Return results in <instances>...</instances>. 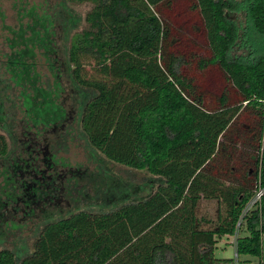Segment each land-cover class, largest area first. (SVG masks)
<instances>
[{"label":"trees","instance_id":"1","mask_svg":"<svg viewBox=\"0 0 264 264\" xmlns=\"http://www.w3.org/2000/svg\"><path fill=\"white\" fill-rule=\"evenodd\" d=\"M83 3L91 5L84 26L72 33L60 57L57 31L67 40L78 23L68 5ZM240 5L58 0L51 13L17 8L20 21L8 31L2 64L13 85L0 79V95L18 89L21 134L34 135L25 158L7 167L11 176L27 175L31 192L18 182L21 192L37 200L33 189L41 166H54L45 155L54 148L48 137L71 126L91 152L157 180L152 193L137 198L117 189L112 178L84 171L80 179L109 206L56 219L44 214L29 249L0 248V264H231L214 259L216 240L234 235L244 205L264 187V0ZM239 7L241 28L232 18ZM37 53L53 78L46 86L36 69ZM211 80L218 83L215 93L206 84ZM2 103L0 97V122L11 113ZM4 132L3 160L6 139L14 141ZM9 183L15 185L8 177ZM200 200L218 205L212 225L197 216ZM241 228L236 255L260 259L264 193Z\"/></svg>","mask_w":264,"mask_h":264},{"label":"rangeland","instance_id":"2","mask_svg":"<svg viewBox=\"0 0 264 264\" xmlns=\"http://www.w3.org/2000/svg\"><path fill=\"white\" fill-rule=\"evenodd\" d=\"M230 1L241 6L240 2L242 0ZM57 2L58 0H0V79L5 80L11 87L13 82L7 74L3 73L2 64L9 52L8 31L9 29H16L20 21L16 18L17 8L24 5L28 7L35 6L39 12L51 13ZM68 8L72 10L78 23L76 29L69 32L67 40H63L59 31H57L54 41L56 43V51H58L60 57L65 56L68 39L72 33L79 32L83 28L84 14L91 8V5L83 3L75 6L68 5ZM240 8H237L232 15L233 20L239 25L238 28H241L244 22L243 12ZM35 64L36 69L40 71L41 82H43L44 86L49 85L53 78L38 53L35 57ZM64 81L63 79L61 80V85L63 86L66 85ZM206 84L208 89H211V92H216L218 87L216 81H207ZM17 93L18 89L13 87L7 90L4 96L0 95L3 100L2 107H9L11 112L4 114L3 121L0 122V134L6 138L4 132L6 130L14 137V141L10 140L9 142L6 139L8 154L5 160L0 159V202H5L6 206L0 210V248L9 249L14 253L21 252L20 250L23 248L29 249V244L35 235V229L44 218V214L50 219H56L64 217L77 209L98 211V209H101L100 207H108L111 202L104 200L102 196L94 198L92 190L86 185V181L80 179V174L84 171L98 172L104 177L112 178V182L119 183L117 189H128L130 194L137 198L153 192L157 178L145 171H133L109 163L100 155L91 152L81 137L79 129L74 126H71L69 131L66 130L55 134V136L52 134L48 137L51 140L53 139L54 148L51 152L47 150L48 152L45 155L48 158L52 157L54 166H52V169L41 166L40 175L42 178L39 179L37 189H33V194L37 195V200L33 198V195L21 192L23 188L17 187L18 182L24 183V189L27 192H31V187H28L27 175L18 172L17 175L11 176L7 167L19 156L25 158L28 146H30L29 142L32 141L31 137L34 135L31 136L26 133V136H28L26 137L21 134L24 132L22 128L23 117L19 109ZM64 94L66 103H71V93L65 92ZM3 97H7V101ZM48 133H51V131L48 130ZM76 171L77 173H75ZM8 177L13 180L15 185L10 183L5 185ZM47 183H50V185ZM11 185L13 186L11 187ZM26 185L27 187L25 188ZM13 187L14 190L12 189ZM6 194L10 195V197L5 200L4 196ZM112 201L116 202V199ZM217 211L218 205L213 200H200L198 203L197 216L210 222V225L214 223ZM243 234L244 231L241 228L238 235L241 236ZM232 241L231 237H222L216 240L213 248L214 259L231 260V264H234ZM236 261L237 264H264V233L261 235L260 259L251 256H238Z\"/></svg>","mask_w":264,"mask_h":264},{"label":"built area","instance_id":"3","mask_svg":"<svg viewBox=\"0 0 264 264\" xmlns=\"http://www.w3.org/2000/svg\"><path fill=\"white\" fill-rule=\"evenodd\" d=\"M264 193V187L263 188H259L256 193L254 194V196L244 205L240 216L235 224V233L232 236L233 237V241H232V245H233V249L235 246V238L238 236L239 230H240V226L242 224V219L243 217L254 207L259 203V199L261 197V195ZM237 255L235 253L234 250V264H237Z\"/></svg>","mask_w":264,"mask_h":264},{"label":"crops","instance_id":"4","mask_svg":"<svg viewBox=\"0 0 264 264\" xmlns=\"http://www.w3.org/2000/svg\"><path fill=\"white\" fill-rule=\"evenodd\" d=\"M224 237H231L232 238V240H233V237L232 236H224ZM233 246V245H232ZM259 264H261V263H259Z\"/></svg>","mask_w":264,"mask_h":264}]
</instances>
